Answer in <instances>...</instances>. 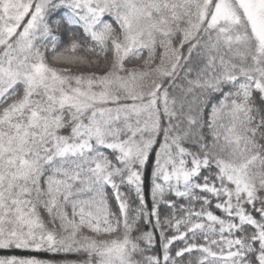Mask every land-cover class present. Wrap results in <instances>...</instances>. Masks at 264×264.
<instances>
[{
  "label": "snow or ice",
  "instance_id": "obj_1",
  "mask_svg": "<svg viewBox=\"0 0 264 264\" xmlns=\"http://www.w3.org/2000/svg\"><path fill=\"white\" fill-rule=\"evenodd\" d=\"M0 253L264 264V0H0Z\"/></svg>",
  "mask_w": 264,
  "mask_h": 264
},
{
  "label": "trees",
  "instance_id": "obj_2",
  "mask_svg": "<svg viewBox=\"0 0 264 264\" xmlns=\"http://www.w3.org/2000/svg\"><path fill=\"white\" fill-rule=\"evenodd\" d=\"M0 254H2V253H0ZM39 258H41V259H46V260L54 259V260H56V261H61V260L64 259V257H62V256L52 257V256L47 255V254H45V255H41ZM67 259H69V260H75L76 257H75V256H69V257H67Z\"/></svg>",
  "mask_w": 264,
  "mask_h": 264
}]
</instances>
